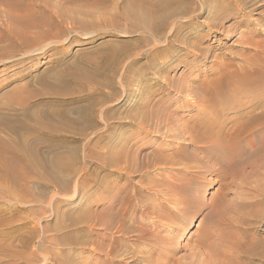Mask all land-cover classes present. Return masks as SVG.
Segmentation results:
<instances>
[{"label": "rangeland", "instance_id": "374dc122", "mask_svg": "<svg viewBox=\"0 0 264 264\" xmlns=\"http://www.w3.org/2000/svg\"><path fill=\"white\" fill-rule=\"evenodd\" d=\"M30 5L35 11L33 20L22 25L3 11L11 8L22 13L26 1L0 0V106L11 103L19 112L27 109L24 121L35 128L39 143L34 147L41 158L36 169L40 175L35 172L20 183L0 179V264L172 263L164 258L144 261L154 247L132 242L133 234H129V228L136 225L129 218V152L137 150L136 144L161 141L151 134L138 135L139 128L132 123L151 111L140 106L145 101L184 104L185 98L202 97L201 83L215 76L210 66L224 56L225 61L233 57L231 63H242V33L264 43V5L242 11L250 25L234 26L235 15H225L222 24L230 30L209 32L202 46L211 54L199 56L197 62L196 55L182 47L185 41L198 43L193 35L206 31L200 25L205 15L197 17L196 10L170 16L168 28L159 32L148 25L159 22L165 10L160 0H30ZM147 9L156 10L157 16L147 18L143 15ZM188 16L194 23L187 26L183 21ZM167 44L170 48L162 51ZM180 59L190 62L184 66ZM162 76L184 84L195 77L196 90L182 94L165 90L158 79ZM194 108H178L175 115L192 123L202 115ZM42 131L64 141H48L39 135ZM130 142L136 144L129 146ZM257 145L264 153V141ZM170 170L154 169L149 174ZM218 178L215 174L196 178L199 189L203 188V201L219 198L223 181ZM257 178L264 192V176L261 173ZM148 194L152 200L148 202L158 201ZM175 204L182 206L178 201ZM258 207L261 225L256 233L264 237V203ZM206 212L199 211L175 228L164 223V230L176 235L173 264L211 263L209 259L196 261L188 252L195 237L204 232L201 227L209 224L203 220ZM151 218L162 220L152 215L142 221L150 224ZM211 228L210 224L212 233ZM213 234L211 242H215ZM236 262L226 263L264 264V258L242 257Z\"/></svg>", "mask_w": 264, "mask_h": 264}, {"label": "bare ground", "instance_id": "6f19581e", "mask_svg": "<svg viewBox=\"0 0 264 264\" xmlns=\"http://www.w3.org/2000/svg\"><path fill=\"white\" fill-rule=\"evenodd\" d=\"M25 1L26 6L22 13L8 8L3 11L6 17L19 21L22 25H29L35 11L30 0ZM160 3L165 10L160 14L159 22L148 25L153 31H165L168 28L167 19L177 13L188 15L196 10L197 17L205 15L204 19H200V25L206 31L193 35L198 43H182V47L192 52V56L196 55L193 59L197 62L199 56L207 58L211 54L208 50L205 52L206 47L202 46L205 38L211 35L209 32L230 30L231 27H224L222 24L225 15H235L234 26L250 25L251 20L244 18L242 11L246 9L251 12L252 6H263L264 0H160ZM144 14L147 18L157 16L154 9H147L143 11ZM183 22L187 26L194 23L192 16L185 18ZM232 31L228 33L232 34ZM242 35L245 45L242 47L245 51L242 54V63L234 64L233 61L232 66L233 57L225 61L224 56L210 66L215 76H212L211 81L200 84L202 97L197 96L196 100L192 99L194 96L185 98L184 104H178L174 100L145 101L140 106L150 108L151 111L144 118H140L141 120L132 123L139 128L138 135L151 134L161 139L157 144L153 142L147 146L135 143L138 151L129 152V218L132 223L136 222L135 226L129 228V234H133L132 242L144 241L154 247L148 251V257L144 255L147 257L144 259L146 262L152 263L164 258L173 264L178 245L176 235L164 230L165 224L172 228L175 225L178 227L179 222L192 219L193 215L203 209H207L203 220H207V224H211L214 230L211 228V233L208 225H200L206 234L200 232L201 236L195 237L196 243L188 251L196 261L209 259L210 264H227L226 262L231 261L239 262L242 257L264 258V237L256 233L261 225L257 218V207L264 203V192L260 187V179L257 178L261 173L264 176V153L257 145L264 141V43H256L246 37L245 33ZM13 36L16 39L15 33ZM169 48L167 44L162 51ZM250 48L253 50L249 51ZM190 52L184 51V55H190ZM167 58L166 61H169L170 58ZM182 60L179 63L184 66L190 62ZM158 79L165 90H174L178 94L196 90L195 77L188 84L177 83L167 76ZM253 93L257 96L248 99ZM181 107L198 108L202 115L192 123L191 119L181 121L175 115L176 110ZM26 113V108L19 112L11 103L0 106V179L7 183L27 181L33 173H38L37 165L41 164L38 150L34 147L39 143L38 136L34 135L35 128L24 121ZM252 134L254 137L246 138ZM39 135L51 142L64 141L58 135L43 131ZM131 142L129 146H132ZM154 169L171 170L158 171L159 175H155V172L149 174ZM211 174L217 175L223 181L220 183L222 191L216 201L207 202L201 199L203 188L199 189L196 178L202 179ZM135 177L138 179L134 180ZM148 192L151 196H157L158 201L150 203L152 200L148 199ZM177 201L182 206L176 205ZM191 209L192 211H188ZM152 215L161 217L162 223L159 219L158 222L152 218L150 224L142 221ZM186 223L188 227L192 222ZM214 232L215 242H211L209 238ZM135 263L139 264L137 261Z\"/></svg>", "mask_w": 264, "mask_h": 264}]
</instances>
